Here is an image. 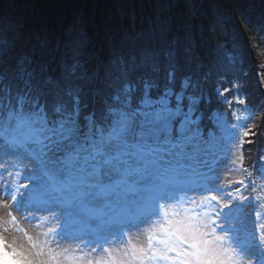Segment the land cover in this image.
Wrapping results in <instances>:
<instances>
[{"label":"snow or ice","instance_id":"obj_1","mask_svg":"<svg viewBox=\"0 0 264 264\" xmlns=\"http://www.w3.org/2000/svg\"><path fill=\"white\" fill-rule=\"evenodd\" d=\"M67 35L72 61L57 78L46 65L38 72L35 53L0 67V134L39 161L46 181L13 187L0 173L4 206L54 224L51 243L76 245L66 255L45 240L31 255L15 252L18 264H264V225L250 231L242 211L255 181L219 182L228 125L201 108L195 83L171 86L174 44L127 56L112 49L89 71L80 38ZM162 57L170 70L161 89L154 74ZM142 68L151 72L134 77ZM254 170L264 178V162ZM73 216L83 227L68 231ZM146 224L144 242L127 239Z\"/></svg>","mask_w":264,"mask_h":264},{"label":"trees","instance_id":"obj_2","mask_svg":"<svg viewBox=\"0 0 264 264\" xmlns=\"http://www.w3.org/2000/svg\"><path fill=\"white\" fill-rule=\"evenodd\" d=\"M69 31L80 38L89 71L99 60L107 62L112 49L127 56L145 46L160 50L174 44L177 71L171 86L179 91L183 80L195 83L196 94L203 96L201 108L228 125L220 152L234 163L224 183L254 178L264 225V178L254 170L264 162V58L253 59L252 44L244 38L263 51L264 0H0V67L35 53L38 72L46 65L48 75L59 77L61 63L72 61ZM169 70L162 57L154 74L161 89ZM145 72L151 69H137L133 76ZM0 147L24 151L3 134ZM244 215L251 228V212Z\"/></svg>","mask_w":264,"mask_h":264},{"label":"rangeland","instance_id":"obj_3","mask_svg":"<svg viewBox=\"0 0 264 264\" xmlns=\"http://www.w3.org/2000/svg\"><path fill=\"white\" fill-rule=\"evenodd\" d=\"M245 28V27H243ZM246 41L251 42V55L254 59L264 58V49H258L254 47L252 40H249L246 35L244 36ZM17 50V49H16ZM258 122H255L251 128H255ZM30 152L23 151L19 149H9L0 147V173L3 174L4 181L12 184L13 187L20 185H28L29 188L33 187L35 182L38 185L41 181H44L42 170L39 162L35 161L28 155ZM233 161L230 158L220 160L216 166V172L220 177V183H224L228 180L227 173H230L231 167H233ZM27 176L37 177L36 181H29L25 179ZM223 180V181H222ZM45 183V182H44ZM43 183V184H44ZM252 198V197H251ZM252 199H250V202ZM10 204L11 201H8ZM11 209L4 206V198L0 196V257L1 261L6 264H18L19 257H17L15 252H23L26 255L33 254L37 249L33 248V244H43L45 240H48L51 247L59 252L63 249H69L70 255L71 250L76 247V245L71 240H64L58 238V243H51L53 237L46 235L49 227H54L55 225L51 222L48 224H43L41 220H37L33 223L30 219H25V215L16 212H12L11 216L8 214ZM39 215V214H37ZM79 216H73L71 218V228L68 231L79 230L83 227L80 223ZM89 227H93L89 225ZM151 225H143L141 230L137 232L133 230L127 234V239H133L135 242H144L147 236L150 234L149 228ZM143 233V235L141 234ZM29 237L32 239L29 240ZM121 239H124L121 237ZM122 246V245H121ZM76 255H81L77 252Z\"/></svg>","mask_w":264,"mask_h":264},{"label":"bare ground","instance_id":"obj_4","mask_svg":"<svg viewBox=\"0 0 264 264\" xmlns=\"http://www.w3.org/2000/svg\"><path fill=\"white\" fill-rule=\"evenodd\" d=\"M16 49L18 50V48H15V50H16ZM17 50H16V51H17ZM16 51H15V52H16Z\"/></svg>","mask_w":264,"mask_h":264}]
</instances>
